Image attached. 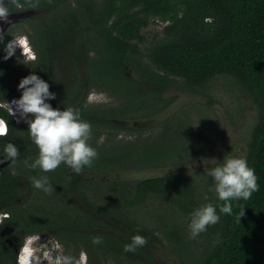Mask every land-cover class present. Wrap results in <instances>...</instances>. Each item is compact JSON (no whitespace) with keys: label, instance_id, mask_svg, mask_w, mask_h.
<instances>
[{"label":"trees","instance_id":"obj_1","mask_svg":"<svg viewBox=\"0 0 264 264\" xmlns=\"http://www.w3.org/2000/svg\"><path fill=\"white\" fill-rule=\"evenodd\" d=\"M20 2L22 8L10 5L9 11H37L26 21L36 36L32 43L40 59L31 64L5 60L0 47V95L5 82L19 83L28 72L46 71L53 54L71 43L66 54L75 70H82L93 87L125 101L105 115L85 113L82 118L93 125L110 128V118L152 116L170 103L162 99L164 90L207 95L219 77L231 79L257 110L244 159L255 169L260 190L250 200L233 201V215H221L220 222L198 238H189L191 212L222 202L209 183L201 196L197 185L182 174L109 183L113 204L104 211L85 201L92 215L80 221L61 216L58 237L73 243L76 252L83 248L89 264H103L100 257L118 264H163L155 253L158 238L127 218L130 211L158 201L178 219L166 234L183 264H264V0H31L36 7H30L29 0ZM152 20L166 25L147 39L142 31ZM0 117L12 126L3 109ZM164 141L153 145L147 138L133 143L118 139L107 152H98L89 169L166 165L175 155L164 151ZM242 210L245 214L238 223L235 216ZM103 212L112 224L100 219ZM97 235L103 243L93 245ZM134 235L146 237L147 245L125 252Z\"/></svg>","mask_w":264,"mask_h":264},{"label":"rangeland","instance_id":"obj_2","mask_svg":"<svg viewBox=\"0 0 264 264\" xmlns=\"http://www.w3.org/2000/svg\"><path fill=\"white\" fill-rule=\"evenodd\" d=\"M165 25L152 20L142 34L150 39L154 33H160ZM13 36L16 39L27 35L23 28H19ZM15 54L21 55L20 51H15ZM130 76L135 77L133 73H130ZM89 98L94 108H107V111L110 108H119L125 102L118 94L108 90L93 89ZM162 99L169 100V105L152 116L119 117L112 120L113 124L110 128L92 127L91 146H94L99 153L107 152L118 139L133 143L137 139L147 138L154 145L162 138L165 140L162 145L164 151L175 155L173 162L168 161L162 166L144 168L128 166L91 171L88 202L96 208L105 211L109 203L113 204L115 197L114 192L107 186L109 183H131L172 174L189 177L197 185L199 195L204 196L206 184L209 183L208 185L213 188V178L207 174L211 168L223 162L226 155L244 158L246 143L256 121L257 110L252 101L231 79L226 77L214 79L209 85L207 95L169 88L164 90ZM97 132H102L103 140L100 137L93 141V135ZM103 215L106 214L103 212ZM127 218L135 220L158 238L155 243V253L163 264H183L182 259L173 251V245L166 234L173 222L178 221L172 218L166 205L158 201L148 202L147 205L130 211ZM102 220L105 224H112L111 218L107 216ZM45 245L40 248L41 256L44 253H48L49 256L63 254L78 259L80 252L84 251L81 249L76 252L74 247L69 244L64 246L59 239L57 242L45 241ZM42 264H53V262L51 259H45L42 260ZM106 264H118V262L108 258Z\"/></svg>","mask_w":264,"mask_h":264},{"label":"flooded vegetation","instance_id":"obj_3","mask_svg":"<svg viewBox=\"0 0 264 264\" xmlns=\"http://www.w3.org/2000/svg\"><path fill=\"white\" fill-rule=\"evenodd\" d=\"M8 3L9 0L7 1ZM27 11L34 10L10 11V14H20ZM34 12V15L20 18L7 26L4 31V42L0 43V47L3 50L9 41L15 39L13 36L14 32L19 30V28H23L28 37V46L31 48V52L28 55H35V59L26 60L22 54V49L17 47L16 51H20L22 56H16L15 54L8 60L14 59L20 63L31 64L40 59L32 43V40H35L36 36L30 23L26 21L37 15V11ZM68 45L70 47L72 46L71 43H68ZM65 47L66 45L64 46L63 52L53 54L52 62L46 71L40 68L36 72H28L24 77L30 74H36L50 85V92L56 94V99L49 100L47 103H50L54 109L62 111L72 107L78 109L82 116L85 113L105 115L107 108H94L89 97L93 89L99 91L106 90L104 88L93 87L84 78L85 76H83L84 73L82 70H75L70 62V58H67L66 54V52L68 54L71 52V48L69 47L65 50ZM4 55H6L5 51ZM18 85V82H5L0 95V109L6 111L13 123L10 127L9 122L3 117H0V119H4L9 124L8 135L2 137L4 144L0 143V160H3V149L7 143L11 142L17 145L20 150V156L15 163L6 161L0 164V264H16V257L19 254L20 247L26 236L39 237L34 242V247L38 249L39 255L40 248L42 249V247L46 246L45 241L50 243L52 240L57 242L59 239L64 246L69 244L74 247L73 243L68 242L66 239L63 240V238L57 235L59 233L58 223L60 217L62 216L67 219L69 217L71 220L80 221V219H86L87 215H92L90 208L85 202L88 201L87 193L91 185L89 176L91 170L89 168L85 167L80 175H76L65 164H61L58 169L51 173H43L39 169L32 170L25 166V161L31 163L37 158L38 148L31 141L28 133V124L23 121L18 123L17 120L19 117L10 115V106L7 103L10 104L14 99L18 100L22 95V90L18 89ZM111 109L113 108L109 110ZM113 119L110 118L109 120L112 122ZM91 125L95 128L104 129L103 126L98 124ZM101 136L102 132H97L93 135V141ZM91 140L89 143L92 145ZM41 175H47L49 178L53 188L50 194L36 190L32 186L31 178ZM79 202L80 206H78ZM99 217L95 215V218ZM100 219L102 218L100 217ZM50 230L54 233H51ZM100 260H102L103 264H106L105 258L100 257ZM87 262H89L88 259Z\"/></svg>","mask_w":264,"mask_h":264},{"label":"clouds","instance_id":"obj_4","mask_svg":"<svg viewBox=\"0 0 264 264\" xmlns=\"http://www.w3.org/2000/svg\"><path fill=\"white\" fill-rule=\"evenodd\" d=\"M14 6L19 9L23 7L20 0H9L6 5L5 0H0V21L10 24L11 16L9 7ZM30 7L37 4L31 3ZM4 42V31L0 27V43ZM19 47L26 60H34L35 55H28L31 48L28 46V37L20 36L12 39L4 48L6 55L4 59H10L15 55ZM18 89L22 90L21 97L14 99L10 106V115L18 116L17 122L28 124V133L31 141L38 148V156L31 163L25 161V166L32 169H39L43 173H51L58 169L61 164L67 165L76 175H80L85 167L91 168L99 158L98 151L89 143L92 137V125L82 118L78 109L69 107L64 110L54 109L49 100H55L56 94L50 92V85L36 74H30L22 78ZM31 117V118H30ZM9 132V124L4 119H0V137H6ZM103 140V137H101ZM3 160L15 163L20 156L17 145L9 142L5 145ZM208 176L213 178L212 190L222 203L214 205L206 203L190 214L188 225L190 239H196L201 234L207 232L210 226L220 222L221 215H233V201L250 200L254 193L258 192L259 183L255 169L248 165L244 158H234L226 155L223 162L211 168ZM32 186L39 191L50 194L53 191L47 175L31 178ZM218 209V211H217ZM242 210L235 219L240 223L244 216ZM137 231H140L138 228ZM39 239L37 236H26L16 257V264H42L43 259H51L53 264H87V254L81 251L76 259L69 255L55 254L49 256L44 253L38 254V249L34 247V242ZM103 243L102 238L97 235L92 239L93 245ZM148 240L141 235H134L131 242L125 244V252H135L137 248L146 246ZM59 247V245H57Z\"/></svg>","mask_w":264,"mask_h":264},{"label":"water","instance_id":"obj_5","mask_svg":"<svg viewBox=\"0 0 264 264\" xmlns=\"http://www.w3.org/2000/svg\"><path fill=\"white\" fill-rule=\"evenodd\" d=\"M7 1L8 0H5V4L7 5ZM35 12L34 11H27V12H24V13H20V14H12L9 19L11 20V23H14L16 22L17 20H19L20 18H25V17H28V16H32L34 15ZM10 23V24H11ZM9 24H5L3 21H0V27L3 28V31H5V29L7 28Z\"/></svg>","mask_w":264,"mask_h":264}]
</instances>
